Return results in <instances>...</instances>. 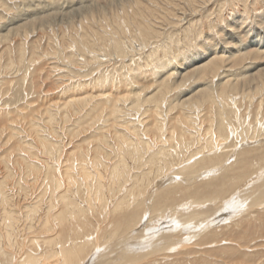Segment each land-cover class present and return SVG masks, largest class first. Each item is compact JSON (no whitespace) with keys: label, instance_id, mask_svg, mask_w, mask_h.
<instances>
[{"label":"bare ground","instance_id":"1","mask_svg":"<svg viewBox=\"0 0 264 264\" xmlns=\"http://www.w3.org/2000/svg\"><path fill=\"white\" fill-rule=\"evenodd\" d=\"M135 4L137 5V7L138 5L142 6V3L138 1H136ZM138 10H139L138 11L139 14L140 9ZM125 13L123 14L122 11V15L121 14L120 15L114 14V15H116V19L118 18L122 20L124 16L125 17L129 16L128 13L126 14ZM140 13L142 14V12ZM132 14L133 13H131L130 15L132 16ZM255 14L257 13L255 12ZM136 16L137 15H135L134 17ZM149 18L146 19L150 20ZM117 20L116 23H119L117 22ZM130 20H133V18ZM124 23H126L125 20ZM126 24L128 25V23ZM241 24L243 25V22ZM86 28L87 27H85V29ZM132 28L134 29L133 26ZM231 28H232L231 30L234 29L233 26ZM114 30H116V28H114L113 31ZM126 31H128V29ZM99 32L101 33V31ZM235 32H230L231 37L234 38ZM115 33H117V30ZM134 33L136 34V32ZM142 33L144 34V32ZM259 34H261L260 31L258 30L255 31L254 37L250 39L249 44L241 43L240 46H243V48H247L248 46L250 47L253 45H255V47L257 46L264 47V42H263L264 38L259 36ZM123 36L124 34L121 37ZM226 36H227L226 38H228L227 34ZM76 37L73 38L75 39ZM89 37L87 39H89ZM121 37H119V40H121L120 39ZM133 37L135 38L134 35ZM133 37H130V39H133ZM70 38L71 41H73L72 35ZM124 38H126V36ZM78 40L80 42V39ZM125 40L126 39L122 41L128 43L127 40L126 41ZM226 40L223 41L225 42ZM138 41H141V39ZM147 41L143 40V42H147ZM51 44L53 45V43ZM129 45L132 44L130 43ZM170 45H172V43H170ZM225 45L228 46V44ZM131 48H130L131 50H129L130 51L129 53L133 55L132 53L133 47ZM117 49H119L117 50V53H120L122 51L121 47H117ZM128 49H126V51ZM137 49L138 48H135V50ZM141 50L143 49L141 48ZM52 51H54L55 53V50ZM91 54L93 53L91 52ZM203 54L204 55H197L195 57H191L189 61L190 66L195 65L197 66L195 68L198 70L204 68L205 64L207 65V62H205L204 60H206V54H209V52L207 51ZM129 61L132 60L130 59ZM92 62L93 61H91V63ZM136 62L140 63L139 59ZM152 64H154L153 67L154 70H152L153 72L151 75L154 74L158 75L160 74V72L163 71L164 68L165 69L168 68V65L172 63L167 64L164 63L162 60L160 63H152ZM133 66H135V64ZM243 69L245 70L247 68L243 67ZM133 70L135 69L133 68ZM236 73L237 72L235 73L232 72L230 76H236L235 78H239L240 75L242 77V75L245 74L246 72L245 73L241 72L240 75ZM202 74L204 73L202 72ZM126 76L128 77V75ZM171 76L172 77L169 78L165 76V78L167 79L165 80L162 79V81H164V84H162L163 85L162 88L164 89L163 92L158 91L159 90L158 89L148 97L142 98L138 96L137 98H135V102H134L135 107L138 108L141 104L145 102H146L145 104L149 106V108L146 110L147 115L143 116L142 114L143 118H139L138 120L129 116V113L126 111L127 108L124 105L122 106L120 104L116 105L114 101L113 103H111L110 99L107 98L110 97L112 94L116 96L119 95L117 94L119 90H117L116 93L112 92L111 95H107V96H105L104 92L102 94L101 93L98 94V96H95V93L92 94L91 92H88L87 94H85V96H83L84 94H81V96L77 97L73 93L75 88L72 87L73 85H71L70 87H72V90H70L71 88H68L66 91L64 90L65 91L63 93L64 95H61V97L57 96V98H55L50 95L51 96L49 97L50 100L48 99L49 105H45L44 108H42L41 110H39L38 108L36 113L33 112L35 116L31 120L20 121L16 119L15 122L13 121V124L15 126H21L20 129L23 130L22 132L21 131H16V132H19L20 135L25 134L26 132L27 134L26 137L27 138L30 137V139L26 138L27 140L26 139L15 140L12 139V136H10L12 132L10 134H7L5 131L6 129L4 130L0 129V149L1 147H3L0 152V264H108L109 261L107 259L110 258H112L110 264H126V263L128 264V262H130V264H139L141 262H144L146 259H151L152 261H155L153 259L155 258L154 256L160 254L161 252L164 253L174 252L175 254V252L177 251V249H179V247L184 248L186 246L182 242L186 243L187 241L189 242L191 239H196L198 241L199 237L200 239L205 238L206 240V238L210 237L209 235L213 234L214 231L216 233V231L218 230L217 226H222V224L229 223L230 221L234 224L236 218H241L242 215L244 214L250 215L251 213L254 214L257 212V208L264 203V179L261 181L259 180V178H261L264 175V173H262L264 172V168H261L259 166V163L262 165L264 164V152H262L261 154L258 153V157H257L258 159H252L254 163L248 162V159L250 157L249 153L251 154L252 150L258 151V149L256 148H263L264 146V141H263L264 121L260 123V126L259 125L257 126L256 130H258V133L251 134L250 128L252 127L254 130L256 124L255 126H252L251 122H249L248 119L241 120V123L239 125H241L242 130H239L240 128H237V126L232 130L230 129L231 127L229 126L232 125L233 127L232 121L237 122L238 119L240 118L239 117L237 119L234 116H231V114H233L234 111L232 113L230 112V117L228 118L229 124L228 123L226 124V120L222 118L225 117L223 115L221 117L222 119L220 118L219 120L217 117L214 119L212 118L213 120L210 118L212 121L208 126H205L204 123V117L207 118V116H204L203 115L204 113H202L201 111L205 110L206 108L205 105L209 103V101L214 103L215 101L218 100L221 101V99L222 102L225 101V103L228 104V106L230 105L234 107L236 106L241 110V107L239 106V101L242 100L243 97L247 99L249 97L253 98L254 96H257L258 94L264 92V79L260 77L259 80L255 81V88L253 92H247V88H244L242 84L240 85L239 83H237L236 80L230 81L229 84L226 83V86H224L225 82H223L224 84L223 87H219L217 83L218 89L215 88L216 85L212 88L210 87V85L207 86L206 84H204L207 86L206 88L200 87L195 89L194 93L196 94V96H192V95L187 96L184 100H182V102L179 105L177 104L178 107L183 108L182 114H180L181 116L178 114L180 116L178 119H180L181 123H179L178 122L179 120L177 119L178 121L172 120L174 122L171 121V124L169 125L168 120L164 118V113H162L164 111H161L160 108H156V109L150 108V106L158 105L157 107H161L159 105L158 99L161 102V99H163L162 97L164 96L166 97L165 93H168L170 89L175 87V83L171 80L173 79L174 74H172ZM216 77L218 78V74ZM128 79L131 78L128 77ZM185 79L181 80V83L183 81L185 82ZM221 80L222 79H220L219 82L223 81ZM97 81H101V80H97ZM190 81H192V79ZM238 81H240V78ZM98 83L103 84L102 82H98ZM133 83L135 84V82ZM190 83L189 85L191 87ZM211 83L214 82L211 81ZM207 84H209V82ZM117 85L120 86V84ZM179 85L181 86L182 84ZM194 85L196 84L194 83ZM21 87L22 89H26L24 88V85ZM186 87L183 89H186ZM98 88H101V85L100 87L98 86ZM110 88L108 90H111ZM129 88L130 87L128 86L127 89ZM55 89L53 91L56 92ZM91 89H92L91 91H93V88ZM179 89L180 88H178V90ZM182 90L181 92H183ZM212 90L213 92L215 91V93H213ZM42 91L44 92V90ZM84 91H82V93H85ZM46 92L47 91H45V93ZM217 92L219 97H217L216 95ZM130 93H132V89L131 91L128 92V94ZM133 94L134 93H132V95ZM233 94H241V95H239L240 97L238 99H234L232 101ZM16 95L14 94L13 96ZM114 95L112 96L113 100L116 98V97L114 98ZM181 95L183 94L181 93ZM144 96L146 95L144 94ZM60 98H62L64 101L61 100ZM93 100H95V102ZM167 101L169 102V100ZM171 101L173 102V100ZM104 103H106V106L107 103H109L108 110L107 107L104 106ZM14 105L17 106V104ZM90 106L92 107V109H90L89 111L87 110L86 112L81 111L84 109V107L89 108ZM134 106H132V109L133 108L135 109ZM219 106L220 108L222 107L226 109L225 104L223 103ZM17 108L18 107H16V109ZM128 109H130V105ZM7 110H5L6 114H7ZM31 110L33 111L34 109ZM240 110H237V113ZM165 111L167 112V110ZM180 111L181 110H179V112ZM24 112L25 110L23 109L22 114ZM25 114H23L24 115L23 117H25ZM28 115L29 113L27 114V116ZM170 115H171V111H170ZM166 116L167 115H165V117ZM176 123L180 125L179 129L176 126ZM14 135L16 137V134ZM255 140L256 142H254ZM14 143H16V146H13ZM3 153L4 156H2ZM40 154H42L43 157ZM255 161L257 162L255 163ZM258 180L260 181L258 182V184L254 183L255 181ZM250 181H252L256 185L255 186L253 185L254 186L253 188H249V189L245 188L246 190H242L243 191L242 192L240 189H242L245 185H247V182L249 184ZM196 182L197 184H195ZM188 184L190 185L189 187H185V188L180 187L181 185L187 186ZM81 192L83 194L85 193L83 199H80L79 197L82 194ZM231 196L232 198L235 197L236 199H231L230 198ZM215 204L217 205V207H215ZM183 205L185 207H183ZM187 205L189 206V208L191 207H196V208L195 209L192 208L191 210L193 211L183 212V209H185ZM204 205H206V207L203 208L202 206ZM180 206H182L181 209L179 208ZM149 207L151 208V213L153 214V216L155 215L156 217L157 216L162 217V219L164 217L166 218L169 217L167 213L170 210L173 216L178 217V219H176L177 227L175 226L173 231H169V232L167 231L165 235L162 234L159 235L158 238L155 237L157 238V240L156 239L150 240V237L154 236V234H151V232H154L156 228L154 229V231L151 232L146 231L145 229L137 230V227L141 226V223L145 222V221L143 222V219L148 214V213L146 214V211L148 210ZM107 217H110L109 224L105 225L106 222L105 219ZM148 218L146 219L148 220ZM150 221L147 222L150 223ZM69 225L70 226L72 225V227H70ZM167 227H165L166 230L168 229ZM224 227L225 224L223 228ZM88 228L90 229V231L92 230L90 233L88 232ZM144 230H145L144 232L145 234H144V238L142 239L139 236L143 234ZM187 232L189 235L184 236ZM175 235L178 236L174 237ZM183 238L184 241L181 242L180 240L181 239L183 240ZM116 239H118L119 241L112 244L113 242L111 243V241ZM212 239L209 240L211 241ZM218 239L219 241L221 240L220 238ZM155 240L157 241L156 243ZM225 241L227 240L225 239ZM229 241L231 242L232 240ZM190 243L192 244V242ZM230 244L228 246L233 245ZM220 245L222 246L223 244ZM242 245L244 244H241V246ZM208 247L212 249L211 244ZM217 247L219 249L220 246ZM244 249L247 250V248L245 247ZM223 250L224 249H222L221 251ZM214 253L215 251L213 253H210L212 254V257ZM222 253H220V256L222 255ZM162 254L163 253H161L160 255ZM89 256L91 257V259L89 258ZM176 257L178 256H175V258ZM183 257L185 258V256ZM206 257L208 256L206 255L205 258ZM242 257L243 259H240L241 262L239 263L237 262L236 257H230L229 259H231V262L225 264H264V261L262 260H256V259L249 260L248 259L249 256L247 257V254H243ZM195 258L196 260L198 259L197 257ZM208 259L209 258H207L206 260ZM219 259H217V261ZM126 260L127 262H124ZM161 261L163 262V260ZM186 262L188 261L186 260ZM208 262L211 263L212 261L211 262L208 261ZM157 264H159V262ZM218 264H223V263H220L219 260Z\"/></svg>","mask_w":264,"mask_h":264},{"label":"rangeland","instance_id":"2","mask_svg":"<svg viewBox=\"0 0 264 264\" xmlns=\"http://www.w3.org/2000/svg\"><path fill=\"white\" fill-rule=\"evenodd\" d=\"M136 1L142 3V6L138 5V7H137V5L135 4ZM120 5H121V7H120ZM140 7H142V8H140ZM137 8L140 9V12H142V14L140 12L138 14L139 10ZM122 11H123V14L125 12L128 13L130 17L124 16V18H122V20H120L118 18H117L118 19L117 20L116 15H114V14H117V15L121 14L122 15ZM255 12L257 14H255ZM51 13H54V14H51ZM131 13H133L134 16L135 15H137V16L134 17L133 14L131 16L130 15ZM261 13H262V15H261ZM108 15H110V16H108ZM139 15L142 17H140ZM131 17L133 18V20H130V19H132ZM146 18H149L150 20H148ZM128 19H129V21H128ZM136 19H138V20H136ZM228 19H230V20H228ZM263 19H264V0H142V1L141 0H130V1L129 0H0V36H1V38H0V60H1L0 65L2 66V67L0 66L2 68V69L0 68V112H1L0 113V129H2V130L6 129L5 131L7 134H10L12 132L10 134V136H12V139H15V140L26 139L27 138L26 132H25V134H21V135L19 134V132H16V131L22 132L23 130L20 129L21 126H15L13 124V121L15 122L16 119H18L20 121L31 120L35 116L33 114V112L36 113L38 108H39V110H41L42 108H44L45 105H49V101H48L49 97H51V96L55 97V98H57V96L61 97V95H64L63 93L68 88H71L70 90H72V87L75 88V89L73 88L74 89L73 93L77 97L81 96V94H84L83 96H85V94H87L88 92H91L92 94L95 93V96H98V94H100V93L102 94L104 92L105 96H107V95H111L112 92L116 93V91L119 90L120 92L118 91L117 94H119L122 97H120L119 95L116 96V95L112 94L110 97H107V98L110 99L111 103H113V101H114V103L116 105H118V104H120L121 106L124 105L127 108L126 111L129 113V116L138 120L139 118H143L144 115H147L146 110L149 108V106H147L145 104L146 103L145 102V103H143L145 105L141 104L138 108L135 107L134 106L135 98H137L138 96H140L142 98L148 97V96L152 95L158 89H159L158 91L163 92L164 89L162 88L163 87L162 84H164V81H162V79L165 80V79H167V78H165V76H167L169 78V77H172L171 76L172 74H174L173 79L174 78H176V79H174V80L171 79V80L175 83L176 88L173 87L172 89L169 90L168 93H165L166 97L165 96L162 97L163 99L164 98L165 99L164 100L161 99V102L158 99L159 105L161 107H157L158 105L157 106H150V108H153V109L160 108L161 111H164L162 113H164V118H166L168 120L169 125L171 124L172 120H177L181 116L180 114H182L183 108L178 107V105L187 96H190V95L196 96L194 91L197 88H200V87L206 88L209 85H210V87L213 88L216 85L215 88L218 89V85H219V87H223L224 84H225L224 86H226V83L229 84L230 81L236 80L237 83H239L240 85L242 84V86H244V88H247V92H253V90L255 88V81L259 80L260 77H262V79H264V47H262V46L255 47V45H253L250 47L248 46L247 48H243V46H240V44L241 43L249 44L250 39L254 37V32L257 30L261 32V34H259V36L264 38V36H263V34H264V32H263L264 31V20ZM116 20L120 24L116 23ZM124 20L126 23H128V25L126 23H124ZM259 20H260V22H259ZM122 21H123V23H122ZM139 21H141V22H139ZM146 22H148V23H146ZM236 22H238L239 24ZM242 22H243V25L241 24ZM124 24H126V25H124ZM114 25H115V27H114ZM148 25H149V27H148ZM256 25H257V28H256ZM18 26H20V27H18ZM132 26L134 27V29L132 28ZM137 26H139V27H137ZM232 26L234 28L233 30H231ZM242 26H243V28H242ZM85 27H87V28L85 29ZM90 27H91V29H90ZM240 27H241V29H240ZM114 28H116L117 33H115L116 30L113 31ZM127 29L129 32L126 31ZM135 29H137V30H135ZM81 31H82V33L83 32H85V33L82 34ZM99 31H101V33ZM237 31H238V33H237ZM134 32H136V34ZM142 32H144V34ZM230 32H235L234 38L231 37ZM112 33H114V34H112ZM81 34H82V36H81ZM118 34H119V36H118ZM123 34H124V36L121 37ZM131 34H132V36H131ZM226 34L228 35V38H226L227 37ZM237 34L240 37H238ZM71 35H72L73 41H71V38H70ZM83 35L86 37V39ZM115 35H117V36H115ZM133 35L137 39H135L133 37ZM138 35H139V38L141 39V41H138V40H140L138 38ZM7 36H8V38H7ZM104 36H107V37H104ZM125 36H126V38H124ZM73 37H76V38L74 39ZM88 37H89V39H87ZM119 37H121L120 38L121 40H119ZM130 37H133V39H130ZM77 38L80 39V42ZM225 38L228 40H226ZM83 39H85V40H83ZM124 39H126L128 43L123 42ZM234 39H236V40H234ZM143 40H145V41L148 40V41L143 42ZM223 40H226V41L224 42ZM86 41H87V43H86ZM208 41H210V42H208ZM65 42H67V43H65ZM118 42H119V44H118ZM263 42H264V40H263ZM51 43H53V45ZM72 43H74V44H72ZM130 43L132 45H129ZM170 43H172V45H170ZM100 44H101V46H100ZM139 44H141L142 46ZM225 44H228V46ZM91 45L93 48L91 47ZM138 45L144 51L141 50V48ZM56 46H57V49H56ZM74 46H75V48H74ZM129 46L133 47V50H134V51L132 50L133 55L131 53H129L130 52L129 50L132 49ZM117 47H121L122 51L120 53H117V50H119V49H117ZM122 47H124V48H122ZM237 47H239V48H237ZM135 48H138V49L135 50ZM50 49L55 50V53H54V51H52ZM126 49H128L127 50L128 52L126 51ZM167 49H170V50H167ZM183 50H185L186 52ZM249 50H251V51H249ZM142 51L144 54L142 53ZM207 51L209 52V54H206V60L207 59L208 60L207 61L204 60L205 62H207V65L205 64L204 68H201L200 70H198L195 68L197 66H195V65L190 66L189 61H190L191 57H195L197 55H204L203 53H205ZM52 52L54 53V56H53ZM91 52L94 55L96 53L97 54L94 56L93 54H91ZM74 53L77 56V58L74 55ZM98 54L100 55V57ZM141 54H142V56H141ZM151 54L153 57L151 56ZM245 55H247V56H245ZM70 56L73 58H71ZM90 56H92V57H90ZM224 56H225V58H224ZM141 57H142V60H141ZM170 57H171V59H170ZM95 58L97 59V61ZM130 59L132 61H129ZM138 59H139L140 63L136 62V61H138ZM152 60H153V62H152ZM162 60L164 63H167V64L172 63V64L168 65V68H166V69L164 68L162 71L163 73L160 72V74H158V75L157 74L151 75L153 72L152 70H154L153 69L154 64H152V63H160ZM220 60L222 62V65H221ZM77 61H78V63H77ZM91 61H93V62L91 63ZM132 62H134V63H132ZM213 62H214V64H213ZM227 62H229V63H227ZM83 63H84V65H83ZM179 63H180V65H179ZM92 64H93V66H92ZM134 64L136 67L133 66ZM211 64H212V66H211ZM217 64H218V66H217ZM28 66L30 69L28 68ZM147 66H149L151 68H149ZM175 66H176V68H175ZM230 66H231V68H230ZM243 67H245L247 69L244 70ZM133 68L135 70H133ZM208 69L210 72L208 71ZM220 69H221V72H220ZM239 69H240V71H239ZM177 70H179V71H177ZM217 70H218V72H217ZM168 71H169V73L170 72L171 73L169 74ZM211 71L212 72L214 71V72L212 73ZM143 72H146V73H143ZM202 72L204 74H202ZM232 72L233 73L237 72L236 74H238V75H240L241 72L242 73L246 72V73L243 74L242 77L240 75L239 76L240 81H238L239 78H235L236 76H230V74ZM132 73L135 75H133ZM137 74H139V75H137ZM217 74H218V78L219 77H221V78L218 79L216 77ZM126 75H128V77L131 79H128V77ZM245 75H246V77H245ZM32 77H33V79H32ZM214 77H215V80H214ZM116 78H118V79H116ZM113 79H114V81H113ZM184 79H185V82L183 81L184 83L183 82L181 83V80H184ZM191 79H192V81H190ZM210 79L215 84L211 83ZM220 79H222L223 81L221 80L222 82H219ZM12 80H13V82H12ZM69 80H71V81H69ZM97 80H101V81H97ZM177 80H179V81H177ZM207 81L209 82V84H207L208 83ZM79 82H80V84H79ZM98 82H102L103 84H100ZM133 82H135V84ZM223 82H225V83L223 84ZM18 83L19 84L23 83V84L19 85ZM89 83L91 84V86ZM189 83L191 84V87H190ZM194 83L196 85H194ZM217 83H218V85H217ZM84 84H86V85H84ZM117 84H120V86ZM179 84H182L181 85L182 87ZM204 84H206L207 86ZM23 85H24V88H26V89H22L21 86H23ZM71 85H73V86L70 87ZM74 85L75 86L77 85L76 87H79V88H76ZM97 85L99 87L101 85V88H98ZM80 86H81V88H80ZM89 86H90V88H89ZM128 86L130 87L129 89H127ZM136 87H138V88H136ZM185 87H186V89H183ZM18 88H20V89H18ZM55 88H58V89H55ZM91 88H93V91H91L92 90ZM109 88L111 90H108ZM116 88H119V89H116ZM122 88H123V90H122ZM133 88H135V89H133ZM178 88H180L179 89L180 91L178 90ZM54 89L56 90V92L53 91ZM84 89H85V91H84ZM131 89H132V93H134L136 95H134V94L132 95V93H130L131 95L128 94V92L131 91ZM42 90H44V92ZM81 90L84 91L85 93H82ZM181 90L183 92H181ZM25 91L28 93H26ZM45 91H47V92L45 93ZM29 92H31V93H29ZM144 92H146V93H144ZM212 92H213V90H212ZM25 93L27 94V96ZM137 93H140V94H137ZM142 93H144L146 96H144V94H142ZM181 93L183 95H181ZM185 93H187V94H185ZM192 93H194L195 95ZM213 93H215V91ZM11 94H13V95L17 94V95L13 96ZM41 94H43V95H41ZM122 94H124V95H122ZM4 95L7 97H5ZM113 95H114V98L116 97L115 98L116 100L112 99ZM128 95H129V97H128ZM179 95H181V96H179ZM216 95H217V97H219L218 92ZM239 95H241V94H233L232 101L234 99H238L240 97ZM22 96L23 97L25 96L26 98L25 97L23 98ZM32 96H33V98H32ZM123 96H125V97H123ZM29 97H31V98H29ZM131 97H132V99H131ZM21 98H23L24 100ZM60 99L63 100L62 98H60ZM166 99L169 100V102ZM11 100H12V102H11ZM97 100H99V99H97ZM171 100H173L174 103ZM175 100H176V102H175ZM93 101L95 102V100H93ZM240 101H239V106L241 107V110L239 108H237L236 106L235 107L232 105L228 106V104H226L225 101L222 102V99H221V101L218 100V101H215L214 103L209 101V103H207L208 105L207 104H206L207 106L205 105V107L207 109L205 108V110L201 111L202 113H204L203 114L204 116H207V118L204 117L205 126H208L210 124V122L216 117L219 120L223 115L225 117H222V118L224 120H226V124H227L229 122L228 118L230 117V112L232 113L234 111L233 114H231V116H234L237 119L239 117L240 118L238 119L237 122L232 121L233 127L230 123V125H231V126H229V127H231L230 129L232 130L237 126V128H240L239 130H242L241 125H239L241 123V120L242 119H246V120L248 119L249 122H251L252 126H255V124H256V127H254V130L252 127L250 128V133L251 134H253V133L257 134L258 133V130H256L257 126L258 125L260 126V123L264 121V92L261 94H258L257 96H254L253 98L249 97L247 99V98L243 97L242 100H240ZM26 102H27V105H26ZM222 103L225 104V107L228 110H226L222 107L220 108L219 105H221ZM14 104H17V106ZM108 105H109V103H107V106H106V103H104V106L107 107V110H108ZM129 105H130V109H128ZM12 106H13V108H12ZM132 106L135 107V109L133 108L134 110L132 109ZM16 107H18V108L16 109ZM165 107H166V109H165ZM9 108H10V110H9ZM170 108H172V109H170ZM23 109L25 110V112L23 114L26 113L25 117H23L24 115L22 114ZM31 109H34V110L32 111ZM90 109H92L91 106L89 108L84 107V109L81 111L86 112V110L89 111ZM101 109H102V107H101ZM5 110H7V114H6ZM165 110H167L168 113ZM179 110H181V111L179 112ZM237 110H240V111H238V113H237ZM170 111H171V115H170ZM212 111H214V112H212ZM13 112H15V113H13ZM28 113H29V115L27 116ZM137 114H138V116H137ZM142 114H143V116H142ZM216 114H217V116H216ZM247 114L249 117L247 116ZM165 115H167V116L165 117ZM244 115H245V117H244ZM210 118L211 119L213 118V119L211 120ZM178 120L177 121L179 123H181L180 119H178ZM172 122H174V121H172ZM178 125L179 124L176 123V126L179 129L180 125L179 126ZM8 128H9V130H8ZM14 134H16V137ZM247 137H248V135H247ZM27 139H30V137H28ZM254 142H256V140ZM13 146H16V143H14ZM2 148L3 147H1V149ZM13 148H15V147H13ZM1 149H0V152H1ZM256 149H258V151L252 150V153L251 154L249 153L250 157L248 159V162L254 163L252 159H258L257 158L258 153L261 154L262 152H264V146H263V148H256ZM40 155L42 156V154H40ZM2 156H4V153L2 154ZM256 162L257 161H255V163ZM259 166L261 168H264V164L262 165L259 163ZM170 172H172V171H170ZM262 173H264V172H262ZM263 176L261 178H259L260 181L264 179ZM259 180L255 181L254 183L258 184V182H260ZM251 182L252 181H250L249 184L247 182V185H245L240 190L242 191V190H246L249 188H253L256 184H254L253 182L251 183ZM41 183H42V181H41ZM195 184H197V182ZM189 186L190 185L188 184L187 186L181 185L180 187L185 188V187H189ZM84 195H85V193L84 194L82 193L79 196L80 199H83ZM230 198L236 199L235 197L232 198V196ZM217 205H218V203H217ZM217 205L215 204V207H217ZM187 206L185 209H183V212L193 211L191 209L196 208V207L189 208V206L187 208ZM263 206H264V203L260 207H258L259 209L257 208V212L254 214L253 213H251L250 215L244 214V215H242L241 218H236L234 224L230 221L229 223H224L225 224L224 228H223L224 224H222V226H217L218 230L216 229L217 230L216 233H215V231L213 232L214 235L216 234L215 236L213 234H210L209 235L210 237L206 238V240L204 237H202L204 239H200V237H199L198 241L196 239H191L189 242L187 241L188 243L182 242V241H184V238H183V240L181 239L180 241L184 245H186L184 248L179 247V249H177V251L173 250V251H176L175 254H174V252H170V253L161 252V253H163L162 255H160L161 254L160 253V254L154 256L156 259L155 258H153V259L157 263L159 262V264L160 263L164 264V262H165V264L166 263L167 264H175V263L176 264H182V261H183V264H190V263L191 264H204V262H205V264L206 263L207 264H214V263L218 264L219 260H220V263L225 264V263L231 262V259H229L230 257H236L237 262L239 263V262H241L240 259H243L242 255L247 254V257L249 256L248 257L249 260L256 259V260L264 261V250H263L264 249L263 248V246H264V207ZM183 207H185V206L183 205ZM202 207L204 208V207H206V205H204ZM149 208L147 210L148 212L146 211V214L147 213L148 214L143 219V222L144 221L145 222L141 223V226L137 227V230L138 229L139 230L145 229L146 231L151 232V231H154V229L156 228L154 232H151V234H154V236L151 235L152 237H150V240H152V239L157 240L159 235H162V234L165 235L167 231L169 232V231L174 230L175 226L177 225L176 224V219H178L177 216H173L169 210V212L167 213V215H169V217H167L168 220L166 217H164L162 219V217L157 216L159 218L158 219L155 215H154L155 216V218H154L153 214L151 213V208L150 209ZM179 208L181 209L182 206H180ZM148 215H150V216H148ZM246 215H247V217H246ZM146 218H148V220ZM172 218H173V220H172ZM109 219H110V217H107L105 219V221H106L105 225L109 224ZM154 220H156V221H154ZM147 221L148 222L150 221L151 224L148 223ZM226 224H227V226H226ZM242 224H244V225H242ZM72 225H73V223H72ZM72 225L71 226L69 225V226L72 227ZM150 225H151V227H150ZM165 227H167L168 229L166 230ZM145 230L143 231V234H141V236H139L142 239L144 238ZM91 231L88 228V232L90 233ZM157 232H159V233H157ZM186 235H189L188 232L184 236H186ZM176 236H178V235H175L174 237H176ZM155 237H157V238H155ZM162 237H165V236H162ZM214 237H215V240H214ZM217 237L220 239L222 238L220 240L221 242L219 241V239ZM146 238H148V237H146ZM237 238H238V241H237ZM207 239H208V241H207ZM209 239H212L213 241L211 240L212 241L211 242ZM225 239L227 241H225ZM156 240H155V243L157 242ZM229 240H232L233 242L232 241L230 242ZM118 241L119 240L116 239V240L111 241V243L113 242L112 244H114ZM228 241L233 245H231ZM239 241H240V243H239ZM190 242H192V244ZM206 242H207V244H206ZM210 244H211L212 249L210 247H208V246H210ZM220 244H223L224 246L223 245L221 246ZM229 244L231 246H228ZM241 244H244V245L241 246ZM202 245H204V246H202ZM235 245H238V246H235ZM259 245H261V246H259ZM217 246H220L219 249ZM232 246H233V248H232ZM206 247H208V248H206ZM223 247H225L227 249H225ZM228 247H229V249H228ZM234 247H235V249H234ZM244 247L247 248V250H245ZM250 247H251V249H250ZM135 248H137V247H135ZM180 249H183V250H180ZM222 249H224L225 252H224V250L221 251ZM230 249H231V251H230ZM232 249H234V250H232ZM208 250H210V251H208ZM253 250H255V251H253ZM205 251H207V252H205ZM214 251H215V253L213 254V257H212V254H210V253H213ZM232 251H233V253H232ZM222 252L224 253V255L226 253V255L224 256ZM220 253H222L221 256H220ZM169 254H171V255H169ZM176 254H179V255H176ZM193 254H195L197 256H195ZM174 255L178 256V257L175 258ZM204 255L205 256L207 255L208 257L205 258ZM183 256H185V258ZM157 257H159V258L161 257L162 259L161 258L159 259ZM195 257H197L198 259L196 260ZM89 258L91 259L90 256H89ZM207 258H209V259L206 260ZM213 258L214 259L216 258V259L214 260ZM225 258H226V260H225ZM110 259H107L109 261L108 264H110V262L112 261V258H110ZM185 259L188 262H186ZM191 259L192 260L194 259V260L192 261ZM217 259H219V260L217 261ZM157 260H159V261H157ZM161 260H163V262ZM199 260H200V262H199ZM223 260H224V262H223ZM155 261H152L151 259H146L144 261L145 263L141 262L139 264H151V263L157 264ZM208 261H210V262L212 261V262L209 263ZM225 261H227V262H225ZM124 262H127V260ZM128 264H130V262H128Z\"/></svg>","mask_w":264,"mask_h":264}]
</instances>
